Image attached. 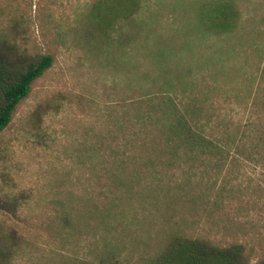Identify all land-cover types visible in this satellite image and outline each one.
<instances>
[{"label": "rangeland", "instance_id": "1", "mask_svg": "<svg viewBox=\"0 0 264 264\" xmlns=\"http://www.w3.org/2000/svg\"><path fill=\"white\" fill-rule=\"evenodd\" d=\"M95 1L0 0L3 58H53L0 133V264H145L175 236L258 264L264 0H223L237 20L219 34L201 12L222 0H139L109 28ZM167 99L211 141L204 161L144 121Z\"/></svg>", "mask_w": 264, "mask_h": 264}, {"label": "trees", "instance_id": "2", "mask_svg": "<svg viewBox=\"0 0 264 264\" xmlns=\"http://www.w3.org/2000/svg\"><path fill=\"white\" fill-rule=\"evenodd\" d=\"M138 8L139 0H97L91 7L89 17L96 26L109 28L113 19H128ZM201 18L206 20L205 25L212 32L218 34L232 30L237 20L231 2L223 0L211 4L208 11H202ZM52 64L51 56L11 63L0 54V133L11 122L17 106L28 97L33 83ZM160 105L161 114L149 115L144 121L148 124L155 122L153 125L158 126L160 140L172 148L168 154L175 159L186 157L187 162L204 161L207 153L212 150L211 141L189 124L185 114L173 101L162 100ZM145 264H248V255L241 244L222 247L203 239L175 236L158 256ZM258 264H264V258Z\"/></svg>", "mask_w": 264, "mask_h": 264}]
</instances>
